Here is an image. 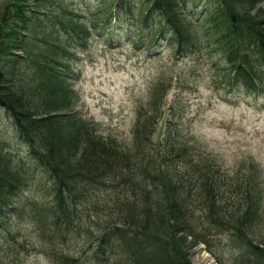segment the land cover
I'll list each match as a JSON object with an SVG mask.
<instances>
[{"label":"trees","instance_id":"trees-1","mask_svg":"<svg viewBox=\"0 0 264 264\" xmlns=\"http://www.w3.org/2000/svg\"><path fill=\"white\" fill-rule=\"evenodd\" d=\"M181 1L140 0L125 13L148 9L146 14L153 12L160 20V27L141 31L142 43L159 32L165 36L159 42L165 40L176 58H208L223 73L219 85L227 93L263 96L264 8H255L262 0H215L217 6L203 9L201 19L185 14ZM107 8L95 12L100 15L95 24L106 17ZM68 9L63 0H33L30 6L29 0H15L0 18V113L17 131L11 147L0 140V216L17 211L12 199L33 182L23 166L12 164L10 149L19 151L21 144L46 169L44 190L53 205L41 204L35 222L47 227L51 240L56 238L52 227L62 225L63 234L78 226V190H106L112 180L121 181L113 188L129 187L130 194H116L120 200L103 216L96 250L88 245L83 253L93 264H191L188 250L198 244L217 264H264L258 167L248 160L240 173L226 175L209 155L154 142L156 101L148 115L138 114L131 150L111 140L105 143L109 157L92 152L83 161L75 159L79 146L90 140L85 134L90 126L84 119L80 131L68 121L78 119L63 113L75 100L69 84L74 73L64 63L73 58L68 45L83 47L90 31L74 24L81 17ZM86 221L88 226L95 222ZM61 250L58 264L81 263Z\"/></svg>","mask_w":264,"mask_h":264},{"label":"rangeland","instance_id":"rangeland-1","mask_svg":"<svg viewBox=\"0 0 264 264\" xmlns=\"http://www.w3.org/2000/svg\"><path fill=\"white\" fill-rule=\"evenodd\" d=\"M63 1L68 10L81 17L74 24L80 23L82 29L88 27L84 30L90 31L83 47L67 44L73 58L64 63L74 73L69 84L75 100L63 113L78 119V123L73 119L68 121L76 124L80 131L84 128V119L90 126V131L85 132L90 140L79 146L76 160L83 161L92 152L109 157L105 153V143L109 144L111 140L124 150H131L138 114L148 115L151 102L156 101L158 114L154 142L190 149L196 156L209 155L226 175L240 173L245 163L251 160L260 171L264 194V95L247 96L243 91L227 93L219 85L223 73L212 68L208 58H176L165 40L159 42V37H165L159 32L150 42L142 43L141 31L147 32L148 25L160 27L161 22L155 13L146 14L148 9L131 16L125 13L129 6L136 7L140 0H124L123 3L117 0ZM14 2L0 0V18L5 8ZM32 3L33 0H29V6ZM181 3L185 14L198 17L203 9L217 6L215 0H182ZM103 5H107L109 11L102 22L95 24L100 17L95 12ZM259 7L264 8V0L255 4V8ZM92 25L95 29L91 28ZM76 113L79 116L76 117ZM16 137L15 127L0 113V140L6 147H11ZM16 147L10 149L12 164L23 166L29 174L28 180L31 177L33 182L12 199L17 211L0 216V224L4 226L0 230V264H58L56 259L63 252L61 248L69 251L71 257L80 258V264H93L83 253L88 245L96 250L103 216L110 211L109 208L113 209L116 200H120L121 195L116 194H130L129 187L120 183L113 188L121 181L112 180L106 190H78L82 193L77 199L75 212L78 226L63 234L62 225L52 227L56 238L51 240L47 227L42 223L38 227L35 222L38 218L35 212L43 207L41 204L53 205L51 196L44 190L48 185L44 181L46 169L27 148L20 144L18 151ZM260 204V217L264 218V201L260 200ZM86 220L95 222L88 226ZM78 228H82V232H75ZM83 229L89 230L88 233L84 234ZM59 230L61 234L57 233ZM190 241L189 237L185 239L188 246ZM188 252L192 264H197L195 259L202 254L210 264H217L203 244L190 247Z\"/></svg>","mask_w":264,"mask_h":264},{"label":"bare ground","instance_id":"bare-ground-1","mask_svg":"<svg viewBox=\"0 0 264 264\" xmlns=\"http://www.w3.org/2000/svg\"><path fill=\"white\" fill-rule=\"evenodd\" d=\"M195 262L197 264H210L206 258L205 254L199 255L196 257Z\"/></svg>","mask_w":264,"mask_h":264}]
</instances>
